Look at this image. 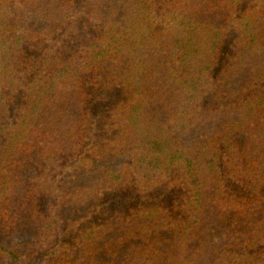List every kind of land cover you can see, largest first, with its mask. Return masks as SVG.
<instances>
[{
  "label": "trees",
  "instance_id": "obj_1",
  "mask_svg": "<svg viewBox=\"0 0 264 264\" xmlns=\"http://www.w3.org/2000/svg\"><path fill=\"white\" fill-rule=\"evenodd\" d=\"M0 264H264V0H0Z\"/></svg>",
  "mask_w": 264,
  "mask_h": 264
}]
</instances>
